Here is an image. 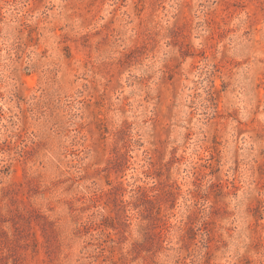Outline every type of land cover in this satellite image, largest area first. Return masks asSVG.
I'll list each match as a JSON object with an SVG mask.
<instances>
[{
	"label": "rangeland",
	"instance_id": "1",
	"mask_svg": "<svg viewBox=\"0 0 264 264\" xmlns=\"http://www.w3.org/2000/svg\"><path fill=\"white\" fill-rule=\"evenodd\" d=\"M0 264H264V0H0Z\"/></svg>",
	"mask_w": 264,
	"mask_h": 264
}]
</instances>
